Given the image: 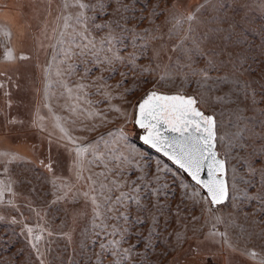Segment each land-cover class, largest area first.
<instances>
[{"label":"rangeland","instance_id":"obj_1","mask_svg":"<svg viewBox=\"0 0 264 264\" xmlns=\"http://www.w3.org/2000/svg\"><path fill=\"white\" fill-rule=\"evenodd\" d=\"M0 61L22 107L50 70L56 90L89 86L92 117L54 147L52 179L0 165V264H264V0H0ZM151 90L213 115L223 204L137 140Z\"/></svg>","mask_w":264,"mask_h":264},{"label":"crops","instance_id":"obj_2","mask_svg":"<svg viewBox=\"0 0 264 264\" xmlns=\"http://www.w3.org/2000/svg\"><path fill=\"white\" fill-rule=\"evenodd\" d=\"M15 64L14 62L0 61V81H4L5 79L12 80L10 87L7 85L6 100H4L5 96L2 93V91H5L6 85L1 88L0 165L4 166L5 162L9 160L29 164L33 169H38L39 173L52 179V159L55 158L53 155L54 147L58 148L57 145L69 141L67 136L70 135L74 139L70 141H77L75 137L76 133L84 132L85 120L91 117L87 116L85 118L83 112V105L87 103L84 95L87 94L86 91L89 86L86 89L82 85H79L81 79L75 76L76 78H72L73 86L71 88L59 86L57 91L51 85V82L49 84L50 78L54 76L53 71L50 72L49 70L44 76L46 79L41 102L40 100L29 102L26 107H22L18 98L19 94L16 96L12 95L11 99L9 98V93L15 89L13 88V82L15 81V87H19V79L24 77L21 72H8V69ZM55 76L57 78V75ZM58 77L60 78V76ZM2 83L0 82V85H4ZM27 89L30 90V87ZM54 90L55 93H53ZM57 94L58 97H56ZM10 104L12 106L15 105L11 110L13 113L11 116L12 120L7 119L6 115ZM71 104L75 106L76 113H71L66 118L65 114L63 115V111L65 110L64 112H66V105L72 107ZM21 109L27 115L26 118H20L19 110ZM25 110L29 114H26ZM74 143L78 144L77 142ZM7 165L11 166L12 164L7 163ZM54 174L57 173L54 172ZM58 179L62 180L60 177ZM64 181H67V179H64Z\"/></svg>","mask_w":264,"mask_h":264},{"label":"snow or ice","instance_id":"obj_3","mask_svg":"<svg viewBox=\"0 0 264 264\" xmlns=\"http://www.w3.org/2000/svg\"><path fill=\"white\" fill-rule=\"evenodd\" d=\"M99 6L104 8L103 3ZM80 7L88 5L80 4ZM123 7L127 9L128 6ZM192 18L188 17L189 20ZM12 58L11 51L6 53V59ZM196 104L197 101L192 96L158 95L152 91L139 103L136 123L140 128L147 129V134L141 137L146 144L163 151L181 169L189 172L192 179L207 190L211 203L219 204L228 194L224 179L225 161L218 159L215 151L214 117L206 116ZM161 127H166L178 136L169 138L162 135ZM205 164L208 179H201L200 172ZM104 247L101 244V248Z\"/></svg>","mask_w":264,"mask_h":264},{"label":"water","instance_id":"obj_4","mask_svg":"<svg viewBox=\"0 0 264 264\" xmlns=\"http://www.w3.org/2000/svg\"><path fill=\"white\" fill-rule=\"evenodd\" d=\"M159 95H182V96H192V95H184V94H182V93H177V92H162V93H160ZM192 97H194V96H192ZM143 100H141L139 103H141ZM197 101V100H196ZM139 103H138V105H139ZM138 105H137V109H138ZM196 107L200 110V111H202L203 112V110L202 109H200L199 107H198V105L196 104ZM206 116L207 115H211V116H213L212 114H205ZM138 116H139V110H138V115H137V117H136V120H137V118H138ZM136 120H135V123H136ZM161 133H162V135H166V136H168L169 138H171V137H173V136H178V134H176V133H172L169 129H167L166 127H161ZM147 134V133H146ZM146 134H144V135H141L140 136V141L141 142H143V143H145L144 142V140L143 139H141V137H143V136H145ZM214 134H215V141H214V144H215V151H216V153H217V158L218 159H222L223 160V158L221 157V156H219V154H218V150H217V148H216V132H215V127H214ZM146 144V143H145ZM146 145H150V144H146ZM151 146V145H150ZM152 147V146H151ZM153 148V147H152ZM155 151H157L161 156H163L164 158H166L167 160H169L175 167H177L178 169H180V170H182L194 183H196V184H198L201 188H202V190L206 193V195H207V197L209 198V200H210V202H211V198L208 196V193H207V190L201 185V184H199V183H197L195 180H193L192 179V177H191V175H190V173L189 172H187V171H185L184 169H181L180 167H179V165L178 164H176L175 163V161L174 160H172V159H170L169 158V156H165L164 155V153H163V151H160V150H158L157 148H153ZM226 171V170H225ZM200 177H201V179H208V175H207V164H205V167H204V169L200 172ZM224 179H225V181H226V184H227V180H226V177H225V173H224ZM227 193L229 194V192H228V186H227ZM228 194H227V197L225 198V199H223L222 200V202L221 203H219V204H223L224 202H226V200H227V198H228ZM213 206H216V205H219V204H213V203H211Z\"/></svg>","mask_w":264,"mask_h":264},{"label":"flooded vegetation","instance_id":"obj_5","mask_svg":"<svg viewBox=\"0 0 264 264\" xmlns=\"http://www.w3.org/2000/svg\"><path fill=\"white\" fill-rule=\"evenodd\" d=\"M152 91H155L158 95H159L160 93H162L161 91L151 90V91L147 92L142 98H140V100H138V102L136 103L135 110H134V124H135V128L138 130V138H137V140H138L141 144H143V145L147 146L148 148H150L151 150L155 151L150 145H146L145 143H143V142L140 141V139H139L140 136L146 134V133H147V129H142V128H140V126H139L137 123H135L136 117H137V115H138V109H137V105H138V103H139L141 100L145 99V98L147 97V95H148L150 92H152ZM182 94H184V93H182ZM184 95H190V94H184ZM198 107H199V106H198ZM203 113L206 114L204 111H203ZM155 152L158 153L157 151H155ZM158 154H159V153H158Z\"/></svg>","mask_w":264,"mask_h":264},{"label":"trees","instance_id":"obj_6","mask_svg":"<svg viewBox=\"0 0 264 264\" xmlns=\"http://www.w3.org/2000/svg\"><path fill=\"white\" fill-rule=\"evenodd\" d=\"M11 9H12V10H14V12H13V15H14V16H16V15H17V16H19V17H20V14H18V13L16 12V11H17L16 9H13V8H11Z\"/></svg>","mask_w":264,"mask_h":264}]
</instances>
